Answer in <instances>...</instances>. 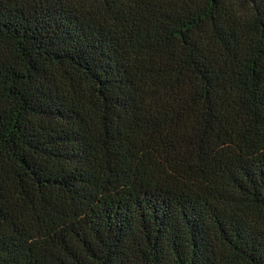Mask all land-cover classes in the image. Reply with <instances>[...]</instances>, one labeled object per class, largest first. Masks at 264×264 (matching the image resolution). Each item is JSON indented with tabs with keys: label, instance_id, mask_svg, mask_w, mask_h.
Masks as SVG:
<instances>
[{
	"label": "trees",
	"instance_id": "16d2710c",
	"mask_svg": "<svg viewBox=\"0 0 264 264\" xmlns=\"http://www.w3.org/2000/svg\"><path fill=\"white\" fill-rule=\"evenodd\" d=\"M0 264H264V0H0Z\"/></svg>",
	"mask_w": 264,
	"mask_h": 264
}]
</instances>
